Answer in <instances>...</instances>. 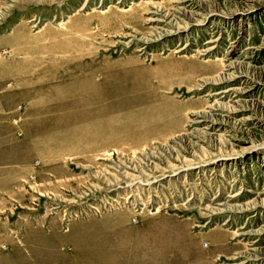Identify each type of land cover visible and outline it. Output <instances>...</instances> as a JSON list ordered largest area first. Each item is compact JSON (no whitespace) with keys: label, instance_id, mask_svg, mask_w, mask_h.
<instances>
[{"label":"rangeland","instance_id":"374dc122","mask_svg":"<svg viewBox=\"0 0 264 264\" xmlns=\"http://www.w3.org/2000/svg\"><path fill=\"white\" fill-rule=\"evenodd\" d=\"M0 264H264V0H0Z\"/></svg>","mask_w":264,"mask_h":264}]
</instances>
